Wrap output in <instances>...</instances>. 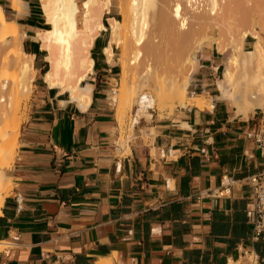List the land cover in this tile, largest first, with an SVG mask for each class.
Segmentation results:
<instances>
[{
	"label": "crops",
	"instance_id": "crops-1",
	"mask_svg": "<svg viewBox=\"0 0 264 264\" xmlns=\"http://www.w3.org/2000/svg\"><path fill=\"white\" fill-rule=\"evenodd\" d=\"M25 2L26 12L17 13L0 0L6 17L25 30L22 47L37 70L7 171L13 187L0 210V241L7 243L0 264H53L57 256V264H229L249 251L264 264V235L251 240L246 182L263 165L245 135L258 111L245 117L216 97L210 74L200 70L201 59L214 65L213 55L197 59L187 87L204 107L141 117L131 135L121 136L107 91L93 77L115 71V46L112 63L102 51L105 31L90 49L99 58L82 110L44 83L49 63L35 33L46 23L39 1ZM224 176L233 181L230 193L217 195Z\"/></svg>",
	"mask_w": 264,
	"mask_h": 264
},
{
	"label": "bare ground",
	"instance_id": "bare-ground-1",
	"mask_svg": "<svg viewBox=\"0 0 264 264\" xmlns=\"http://www.w3.org/2000/svg\"><path fill=\"white\" fill-rule=\"evenodd\" d=\"M38 1L48 25L35 33L49 63L44 83L61 94L68 93L80 109L85 110L91 101L93 85L87 79L94 73L90 49L95 39L108 31L102 49L108 63L113 61L112 45L120 48L117 87L108 95L116 107L119 129L129 111L133 128L140 117H151V110L171 111L176 103L178 107L204 106L203 100L189 98L187 87L196 53L205 42L215 43L220 54H228L216 81L218 97L228 99L236 113L245 117L264 108V41L260 35L264 32V0H119L122 17H107L108 26L103 20L111 0ZM10 2L17 13L26 12L25 0ZM25 37V30L6 17L0 4V210L13 187L6 168L18 147L20 98L32 92L37 74L33 55L22 47ZM134 105L137 113L133 115ZM6 245L0 241V250ZM229 264L257 262L248 253Z\"/></svg>",
	"mask_w": 264,
	"mask_h": 264
},
{
	"label": "rangeland",
	"instance_id": "rangeland-1",
	"mask_svg": "<svg viewBox=\"0 0 264 264\" xmlns=\"http://www.w3.org/2000/svg\"><path fill=\"white\" fill-rule=\"evenodd\" d=\"M112 7H111V12L109 14H105V18L106 16L108 15H114L116 16V18H119L121 19V14L119 13V9H118V4H119V0H113L112 2ZM114 5V6H113ZM8 19H11L10 16H7ZM77 21L79 23V25L81 24L82 22V9L80 8V12H79V15L77 17ZM104 24L108 26V22L107 20H104ZM45 27H48V25L45 24ZM103 35L108 38L109 37V33L108 31L106 32H103ZM260 35L262 36L263 38V41H264V32L263 31H260ZM248 40L251 42V38L248 37ZM24 41V40H23ZM250 44V43H249ZM249 44H246L247 46ZM24 49V47H23ZM25 50V49H24ZM196 51V50H195ZM199 52V53H198ZM196 53V56L198 58V60L202 57L203 54L205 53H210L213 55V59L215 61L214 65L212 64V62H206V60H200V64H202L203 66L201 67V71L204 73V74H207L209 73L210 76H208L211 80V84H209V88H215V90L213 91L214 94H216V97H218V91L216 89V81L217 79L221 76V73L223 71V68H224V62H225V59L226 57L228 56V54H225V55H222L220 54L217 50H216V44L215 43H208V42H205L203 44V46L201 47V49ZM119 55H120V48H117L115 47L114 48V57H115V63H114V69L115 71L113 73H104V74H99L97 72L96 75H94L93 77L95 78L97 84H98V87L100 88H103L107 91V94L109 95V91L113 88H116L117 87V82H116V79L119 77L120 73H119V63H118V58H119ZM92 56L95 58V57H98V55H96V53L94 52L92 54ZM213 65V67H212ZM197 66H198V63H197ZM194 71V70H193ZM192 74V73H191ZM108 77V78H107ZM116 83V84H115ZM213 83V84H212ZM34 83H33V89H32V92L28 95H25L23 97L20 98V105H19V110H18V116L20 117L21 119V123H20V127H19V131L21 130V125H22V122H24L26 119H27V115H28V110H29V101L31 99V96L33 94V90H34ZM190 94V91L188 89L187 91V95ZM204 101V99H201V101ZM108 101L110 103V106L112 107V111L115 115V118L116 117V107L111 103V100L109 99V96H108ZM227 101V100H226ZM210 103V102H209ZM208 103V106H210V104ZM203 105H206L205 102H203ZM204 107V106H203ZM178 108V105L177 103L175 104V107L170 111V110H163L162 112H158L157 110H151V117L154 113H156L158 115V117H162L164 115H170L173 113V111ZM258 109V108H256ZM254 109V110H256ZM137 113V107L134 105L133 107V110H132V114L134 115V113ZM161 113V114H159ZM151 117L147 118V117H142L146 120H149L151 119ZM141 119V117H140ZM140 119L138 121H140ZM124 122L123 124L121 125L120 127V133H121V136H123L126 132H128L130 135L134 132V127L133 128H130V121H131V112L129 111L126 115V117L124 118ZM5 123L2 122V126H4ZM20 135V133H19ZM19 138V137H18ZM16 157V154L15 156L11 159L10 161V164L7 166L6 168V173L7 171L12 167L13 163H14V159ZM8 174V173H7ZM11 178V177H10ZM12 180V179H11ZM12 190V189H11ZM10 190V191H11ZM9 191V192H10ZM8 192V193H9Z\"/></svg>",
	"mask_w": 264,
	"mask_h": 264
},
{
	"label": "built area",
	"instance_id": "built-area-1",
	"mask_svg": "<svg viewBox=\"0 0 264 264\" xmlns=\"http://www.w3.org/2000/svg\"><path fill=\"white\" fill-rule=\"evenodd\" d=\"M256 110L258 111V120L256 124L245 133L247 138L253 140L263 158V165L260 171L246 178V182L252 193L248 214L252 218L251 240L253 242L258 241L259 238L264 235V108H258ZM232 182L230 177L224 176L216 194L225 195L230 193ZM248 253H253L255 255L258 264L256 254L253 251H249ZM61 260H63V257L57 256L53 264H57Z\"/></svg>",
	"mask_w": 264,
	"mask_h": 264
},
{
	"label": "trees",
	"instance_id": "trees-1",
	"mask_svg": "<svg viewBox=\"0 0 264 264\" xmlns=\"http://www.w3.org/2000/svg\"><path fill=\"white\" fill-rule=\"evenodd\" d=\"M112 1H113V0H111V3H112ZM112 4H113V3H112ZM113 6H114V5H113ZM109 16L116 17V16H114V15H108V16H106V18L109 17ZM118 19H119V18H118ZM43 28H46V27H43ZM92 57H93V56H92ZM93 59H94V57H93Z\"/></svg>",
	"mask_w": 264,
	"mask_h": 264
}]
</instances>
